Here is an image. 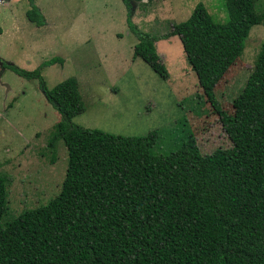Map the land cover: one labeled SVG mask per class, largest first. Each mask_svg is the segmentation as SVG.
<instances>
[{"label":"trees","instance_id":"trees-1","mask_svg":"<svg viewBox=\"0 0 264 264\" xmlns=\"http://www.w3.org/2000/svg\"><path fill=\"white\" fill-rule=\"evenodd\" d=\"M132 55L166 78L154 42L176 35L198 86L230 142L200 153L193 139L166 155L149 148L154 132L122 136L71 122L83 110L77 80L47 88L40 69L2 68L38 82L60 118L49 140L66 150L58 191L44 204L7 220L8 178L0 172V264H264V39L260 53L226 114L215 83L240 53L252 25L264 19L255 0H221L223 22H214L201 2L187 18L160 35L139 30L133 2L120 0ZM25 17L45 20L32 0ZM1 33V28H0Z\"/></svg>","mask_w":264,"mask_h":264},{"label":"rangeland","instance_id":"rangeland-1","mask_svg":"<svg viewBox=\"0 0 264 264\" xmlns=\"http://www.w3.org/2000/svg\"><path fill=\"white\" fill-rule=\"evenodd\" d=\"M45 24L25 17L27 0H0V61L25 70L59 56L42 67L47 88L73 76L83 110L71 122L85 128L122 135L154 132L149 148L166 155L193 139L200 153L230 142L216 113L204 98L176 35L154 42L167 72L160 78L132 55L135 38L127 30L120 0H32ZM201 2L214 22H223L221 0H141L133 2L132 23L160 35L183 21ZM264 13V0H255ZM264 19L252 25L240 53L213 86V96L226 114L260 53ZM60 116L39 90L37 79L22 78L0 66V172L7 178L6 213L44 204L59 189L66 164L61 141L49 140Z\"/></svg>","mask_w":264,"mask_h":264},{"label":"crops","instance_id":"crops-1","mask_svg":"<svg viewBox=\"0 0 264 264\" xmlns=\"http://www.w3.org/2000/svg\"><path fill=\"white\" fill-rule=\"evenodd\" d=\"M30 22V21H29ZM32 23V22H31ZM33 24V23H32ZM34 25V24H33ZM35 26V25H34Z\"/></svg>","mask_w":264,"mask_h":264}]
</instances>
